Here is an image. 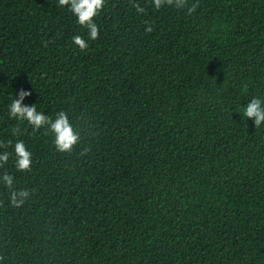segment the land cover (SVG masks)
Wrapping results in <instances>:
<instances>
[{"label": "trees", "instance_id": "1", "mask_svg": "<svg viewBox=\"0 0 264 264\" xmlns=\"http://www.w3.org/2000/svg\"><path fill=\"white\" fill-rule=\"evenodd\" d=\"M93 19L81 50L58 0H0V151L32 152L0 167L30 191L17 207L0 183V264H264V125L242 111L264 97V0H105ZM20 88L68 113L70 152L9 116Z\"/></svg>", "mask_w": 264, "mask_h": 264}, {"label": "clouds", "instance_id": "2", "mask_svg": "<svg viewBox=\"0 0 264 264\" xmlns=\"http://www.w3.org/2000/svg\"><path fill=\"white\" fill-rule=\"evenodd\" d=\"M105 0H58L60 6H66L72 15L76 18V23L87 29L86 37L81 34H74L71 37L73 45L81 50L89 47L88 41L94 40L98 36V24L94 21V17L98 15L102 9ZM165 0H152L155 8H160ZM168 4H175L177 8L185 7V0H167ZM138 12L144 9L139 5H134ZM195 8V4L188 11L191 12ZM145 31H151V27H147ZM31 96L29 89L20 88L15 97L8 105V114L17 121L26 122L31 125L35 131L41 127L52 136V142L56 149L60 152H70L72 148L79 142L80 131L74 122L70 119L68 113L60 110L54 116L48 115L37 109L35 103L26 104L24 100ZM243 116L247 120H251L255 127L264 125V97L252 96L242 106ZM14 133L17 129L13 130ZM12 150L0 151V167H3L9 161L10 156L13 157L15 169L19 171H30L32 165V152L26 145L24 140L17 139L14 142L8 141ZM2 146V145H0ZM0 183L10 189L9 200L14 206H21L30 196V191L26 188H15L14 176L5 172L0 175Z\"/></svg>", "mask_w": 264, "mask_h": 264}]
</instances>
